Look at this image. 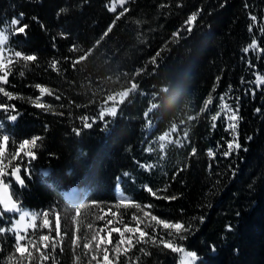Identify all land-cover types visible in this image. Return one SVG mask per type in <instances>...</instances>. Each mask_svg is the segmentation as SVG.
Returning <instances> with one entry per match:
<instances>
[{
  "label": "trees",
  "instance_id": "obj_1",
  "mask_svg": "<svg viewBox=\"0 0 264 264\" xmlns=\"http://www.w3.org/2000/svg\"><path fill=\"white\" fill-rule=\"evenodd\" d=\"M112 1L0 0V27L20 13H24L22 23L30 26L26 35H14L10 45L15 51L37 56L26 67L23 62L14 63L9 83L4 85L23 99L8 101L0 95V102L15 104L22 113L9 123L0 112L9 143L19 145L24 139L42 137L39 148L33 149L37 158L21 170L25 186L16 182L12 186L13 198L29 210L59 212L61 227L72 241L76 225L64 214L74 216L75 207L81 206L67 199V192L83 190L88 203L110 206L117 202L115 190L121 179L123 191L133 202L152 205L146 211L191 226L190 232L183 233L185 240L169 237L162 228L156 234L158 239H173L176 245L195 251L200 257L197 264H264V85L255 88L247 83L257 72L264 75V54L242 52L253 39L264 48L258 27L248 31L249 14L264 20V0H129L124 7L128 11L119 20L116 16L123 9L109 11ZM198 10L201 14L189 36L185 21ZM114 20L112 32L73 70L65 57L74 60L82 53H70L69 47L93 48ZM177 32L178 38L173 35ZM53 60L61 62L60 73L49 67ZM248 60L255 68L248 67ZM138 69H143L139 76L135 75ZM132 83L139 88L117 105V115L99 120L106 97ZM36 84L60 96L59 100L55 95L42 98L52 111L29 102V97L39 96ZM249 88L255 89L254 96ZM221 95L233 108L239 105L237 131L242 149L228 158L220 153L227 150L232 133L226 131L223 116L215 127L211 121ZM209 96L213 102L201 112ZM150 105L155 110L145 117ZM82 117H88V122L95 117L97 122L84 128ZM173 125L177 129L173 133L181 134L182 161L157 183L141 165L152 140L170 132ZM74 129H80V134ZM249 136L251 140L246 139ZM193 147L195 155L191 154ZM209 149L216 152L215 158L208 156ZM144 183L158 196L176 199L154 198ZM140 212L129 207L125 217ZM82 217L81 208L78 223ZM145 231L153 235L151 228ZM14 246L13 234H0L1 258L12 256ZM69 246L64 238L61 247ZM58 253L56 248L51 254L55 256L52 264H70L68 257ZM128 257L126 261L121 254L113 264L179 261L178 253L143 243L131 248Z\"/></svg>",
  "mask_w": 264,
  "mask_h": 264
},
{
  "label": "snow or ice",
  "instance_id": "obj_2",
  "mask_svg": "<svg viewBox=\"0 0 264 264\" xmlns=\"http://www.w3.org/2000/svg\"><path fill=\"white\" fill-rule=\"evenodd\" d=\"M128 2V0H118V4L122 7ZM223 7V5H221ZM247 7V5H246ZM66 9H61L60 12H64ZM109 11L115 13L117 11V0H113L112 5L109 8ZM128 11L127 8H124L122 11L119 12V14L116 16V20H119L121 17H123L126 12ZM202 10H198L196 12L191 13L188 18L185 21L184 28L189 36L193 34V28L195 25V22L197 21L198 17L200 16ZM250 15V20L252 23L248 27V31L252 32L254 27H258L259 33L261 35H264V20L258 21L256 15ZM24 19V13H20L18 18H13L8 28L11 29V32L14 35H26L28 28L30 27L28 24L22 23ZM35 19V18H34ZM115 25V20L113 21V24L110 25L107 30L102 34L100 39H97L94 42L93 48L88 49L87 51L81 49L76 44H73L69 47L68 51L70 53L74 52H81L82 54L79 55L76 59L71 60L68 57H65V61L69 62L71 64V67L73 70L76 69L77 65L82 64V62L86 61V59L92 54L94 48L98 47L101 42L112 32L113 27ZM8 31L7 28L0 29V95H2L4 98H6L8 101H11L13 99H23V97L15 95L13 92L6 90L4 85H7L9 83V76L11 75V69L12 66L15 64H19L21 62L24 63L25 67L29 62H35L37 61L36 55H27L20 51L11 52L9 55H5V52L8 51L4 45L9 40V36L6 34ZM62 38H67L65 34H60ZM174 37H179V32L173 34ZM55 39V38H54ZM55 47V45H54ZM254 52L258 54H264V48H261L258 41L256 39H253L251 43L244 47L242 49V52L244 54H247L249 52ZM153 64H155V57L153 58ZM61 62L59 60H53L49 67L56 73H60L61 69L59 67V64ZM247 65L250 68H255V65L252 63L251 60L247 61ZM66 71V70H65ZM143 69H138L135 73V75L139 76ZM20 75H23V72L20 73ZM127 76V74H124ZM119 79V78H117ZM219 79V78H217ZM241 83H245L244 79H241ZM247 83L252 84L255 86V88H259L260 86L264 85V75L259 74L258 72L255 74V78L253 81H248ZM36 89L39 91V96H37L35 99H32L31 97L28 98L29 102L33 104L34 107L52 111V108L50 105H47L45 103H42V98L45 95L53 96L55 95L53 89L41 85L36 84ZM139 88V85L136 83H132L130 87L125 89L124 91L115 94V95H108L105 99L104 104L106 105L108 102H112L111 107H106L104 105L101 106V109L98 113L99 120L103 121L105 116H111L115 117L117 115V105L123 104L125 100L129 97L131 93H135ZM229 91H231V86L229 87ZM248 91L251 95H255V89L249 88ZM118 97V99H117ZM55 98L57 100L60 99L59 95H55ZM220 104H219V110L216 112L215 115L211 116V121L213 122V127H215V122L223 116L224 120L226 121V131H229L232 133L231 139H229L226 142V151H222L220 154L224 158H228L232 156L233 154L239 153L242 149V145L239 142V136H238V125H239V105L237 104L235 108L232 107L231 104H229L226 99L225 95H221L219 98ZM238 99V98H237ZM213 97L209 96L208 99L204 103V107L201 109V112H204L208 109V106L212 104ZM154 107L150 105L148 110L145 112V117L149 115V113L153 112ZM256 113H261L260 108H256L254 110ZM0 112H2L5 115L6 121L9 123L16 122L22 113L19 112V110L16 108L15 104L10 103H2L0 102ZM62 115V113H60ZM197 117H189V119H197ZM83 122L84 128H92L93 125L97 122V119L95 117L91 118V122H88V117H82L81 118ZM150 125V121H148ZM4 127V121H0V131L3 130ZM105 127L107 128V123L105 122ZM77 135L80 134V129H74ZM176 126L173 125L170 132H165L163 135L159 137L160 140V149L163 150L168 144H180V140L173 141L171 139L172 133L176 132ZM184 138H187V133L184 134ZM247 140H251L252 137H246ZM42 140V137L40 136H33L30 139H24L22 142L19 143L18 149L15 153L11 154L10 158L8 159V163H4L5 158V148L4 146L7 145L9 142V136L8 135H2L0 136V218H2L5 213L8 214H18L19 218L14 220L10 227H0V234L4 233H11L14 236L15 239V246H14V253L12 256H10L9 264H31V262L36 259L38 262H47L50 259V256L45 254L44 252L40 251L39 247L37 246V243L33 241L32 239L28 238L27 233L29 229L35 230L37 229V220L42 217V223L39 225L40 228L50 229L51 230V221L48 219L49 212L44 211L43 213H32L28 211H23L19 205V203L12 198L10 194H8L9 185L4 183V177L6 175H9V173H6V168L12 167V162L16 160L21 153H23L26 157L29 158V161L34 160L37 158L36 151L33 149L39 148L38 142ZM219 148V146H218ZM27 149V150H26ZM152 149H149L151 151ZM244 151H247L246 148L243 149ZM197 152L196 148L193 147L191 149V154L195 155ZM208 156L211 158H215L216 152L212 149L208 150ZM151 167V166H148ZM26 174H30L28 170H25ZM21 173V167L19 164H16L14 167H12V171L10 173L11 177L14 178V181L21 187L25 186V180L20 175ZM146 191L157 199H164V200H172L176 199V197H167V196H158L157 192L154 191L151 187H146ZM95 203V202H93ZM119 206H123L124 208H135L139 209L143 216L137 215L133 213L132 220L135 221V226H129L127 224L123 225V229L120 227H112L108 229L107 236L109 239H105L103 236L99 235V232L93 231L90 239L88 236H85V240H87L86 243L83 244V249L85 250V255H88L90 252H95L96 254H93L90 256L89 264H113V261L109 259V248L107 245H110L111 242V235L113 232L119 234V240L118 243L114 246L113 251L115 252L114 259L116 261L119 260L120 255L123 254L125 257V260L127 261L129 259L128 253L131 250V248L135 247L136 244H152L157 247L162 246L163 249H168L172 253H178L180 254V264H197V261L200 260V257L195 251H187L182 245H176L174 243L173 239H164L163 236H160L159 239L157 238L156 231L157 229H163L165 232H167L169 237L172 238H179L180 240H185L187 237L183 235V233L190 232L191 226L185 227V225L182 222H170L164 219H161L151 213V211H146L145 209H151L152 205H141L139 203H135L131 201L128 197L121 195L119 199ZM84 208H88L89 205L85 204L83 205ZM75 215L72 216L70 213L65 212L64 216L66 219H71L75 221L79 216L81 212V208L79 206L75 207L74 209ZM55 217V224H54V230L57 234V236L60 235L61 231V216L59 212L53 213ZM113 216H116L117 213H112ZM97 219L103 220L104 217H97ZM201 222L203 221V217L199 218ZM107 224H112V220L109 219L107 221ZM143 225V227H141ZM87 228L89 230L93 229V225L89 223L87 225ZM145 228H151L153 230V235H149L147 231H145ZM100 231H103V229H100ZM24 234H21V233ZM67 234V231H65V235ZM128 234V235H126ZM135 237V242H134ZM49 241H52V238L49 235H42L39 236V242L42 243L44 249H48L51 247V252L55 253L56 251V242L52 241L51 244ZM73 252H75L76 247L78 246V241L76 239H73L71 241ZM103 246V247H102ZM122 246H125L122 248ZM31 249V250H30ZM2 250V249H0ZM61 251H63V248L61 247ZM141 252L144 251L143 248L140 249ZM34 253H38L37 256H34ZM18 254V255H17ZM150 255V253H146ZM98 256L100 259H98ZM53 261H55V256L51 257ZM80 257L75 256V264H79Z\"/></svg>",
  "mask_w": 264,
  "mask_h": 264
},
{
  "label": "rangeland",
  "instance_id": "obj_3",
  "mask_svg": "<svg viewBox=\"0 0 264 264\" xmlns=\"http://www.w3.org/2000/svg\"><path fill=\"white\" fill-rule=\"evenodd\" d=\"M112 3H113V1L111 2L110 6L112 5ZM126 4L121 7L118 4V0H117V10L124 9ZM9 23L10 22H8L3 27H0V29H5V28L8 29L6 34L9 36V40L4 45V47L8 51L5 52V55H9L11 52H15V49L10 45V39L14 36V34L11 32V29L8 28ZM261 48H263V47H261ZM117 99H118V97H117ZM105 106L111 107L112 102H108ZM2 135H7V133L5 131V126L3 127V130L0 131V136H2ZM177 135H179V137H177ZM159 137L152 140V142L149 144L148 149H147L146 162H144L141 165L142 171H146L150 175V177L152 179H154V181L157 183L161 182V179L164 175L169 174L171 170L175 169L176 167H178L180 165V163L182 161V154L184 151V148L180 147V144L177 145L174 143L168 144L163 150H161L160 149V143L161 142L159 140ZM180 138H181L180 133H178V132L172 133L171 139L173 141L179 140ZM9 142L7 143V145L4 146V148H5L4 163L5 164L8 163V159L10 158L11 154L15 153L18 149V145H15L14 143H9ZM149 149H152V150L149 151ZM28 163H29V158L26 157L23 153H21L20 156L12 162V167H14L16 164H19L21 167V170H22V169L27 167ZM148 166H151V167H148ZM12 167L6 168L5 171H6V173H9V175H6L4 177V183L9 185L8 194H10L11 196H12V186L15 183L14 178L11 177V175H10V173L12 171ZM120 183H121V179L119 180V184L117 185L116 190H115L117 202L115 204L110 205V206L109 205H93V204L88 203L86 200L87 195L82 190H80V191L76 190V188H71L67 192L66 198L76 200V203H78L81 206L82 211H83V217H82L81 221L79 223H78L77 219L74 221V224L76 225V229H75L76 237L74 239H76L78 241V246L76 247L75 252H73L72 245L69 246V243H71V241H69L68 234L65 235L66 230L61 227V231H60L59 236H57V234L54 230L55 217H54L53 213L55 212V210H53V209L40 210V211L29 210V209L23 207V205L21 203H19L18 199H17L16 201L19 203V205L23 211H28V212L37 213V214L43 213L44 211H48L49 212L48 219L51 221V230L39 227V225L42 223V219H43L42 217H40L36 222L38 225L37 229H35V230L29 229L28 230V233H27L28 238L32 239L33 241H35L37 243V246L39 247L40 251H42L45 254L50 256V259L47 262H38L36 259H34L31 262V264H52L51 263L52 252L50 250V247L48 249H44L42 243L39 242V236L49 235L52 238V241L56 242V244H57L56 248H59L58 255L62 258L68 257L70 264H75V256L80 257V262L84 261L86 264H89L90 256L93 254H96V253L90 252L88 255H85V250L83 249V244L87 242V240H85V236H88V238L90 239L93 231H96V232H99L100 236H103L105 239H109V237L107 236V232H108V229H110L112 227H120L121 229H123L124 224H127L129 226L134 227L135 221L132 220L133 214L130 215V217L126 218L125 214L127 213L128 208H124L123 206L118 207L119 199H120L121 195L128 197L132 201L131 196H129L128 194H126L123 191ZM143 185L145 187L149 186L148 183H144ZM74 192L79 193V195H80L79 198H73ZM12 198H13V196H12ZM85 204L89 205V207L84 208L83 205H85ZM114 212L117 213L116 216L112 215V213H114ZM135 214L143 216L142 212L135 213ZM101 216L104 217L103 220L97 219V217H101ZM3 218L4 219L0 220V225H2V227L8 228L11 226V224L14 220L19 218V215L18 214L5 213ZM109 219L112 220V224H107V221ZM89 223H91L93 225L92 230H89L87 228V225ZM67 228H68V226H67ZM100 229H103V231H100ZM21 234H24V233L22 232ZM126 235H128V234H126ZM64 238H67V243H68L69 247H68V249L61 251V243H62ZM110 239H111L112 243L110 245H107V247L109 248V259L113 261L115 255H116L115 252L113 251V248L118 243L119 234L113 232ZM134 240H135V237H134ZM52 241H49V243L51 244ZM123 247H125V246H122V248ZM37 255H38V253H34V256H37ZM178 255L180 257V254H178ZM10 256H7L5 258L0 257V264H9L8 258ZM98 259H100L99 256H98ZM94 264H95V262H94ZM178 264H180V258H179Z\"/></svg>",
  "mask_w": 264,
  "mask_h": 264
},
{
  "label": "bare ground",
  "instance_id": "obj_4",
  "mask_svg": "<svg viewBox=\"0 0 264 264\" xmlns=\"http://www.w3.org/2000/svg\"><path fill=\"white\" fill-rule=\"evenodd\" d=\"M79 193H77V192H74V194H73V198H79Z\"/></svg>",
  "mask_w": 264,
  "mask_h": 264
},
{
  "label": "water",
  "instance_id": "obj_5",
  "mask_svg": "<svg viewBox=\"0 0 264 264\" xmlns=\"http://www.w3.org/2000/svg\"><path fill=\"white\" fill-rule=\"evenodd\" d=\"M73 201H75V202H76V200H73Z\"/></svg>",
  "mask_w": 264,
  "mask_h": 264
}]
</instances>
